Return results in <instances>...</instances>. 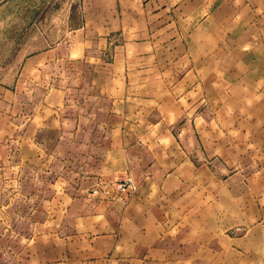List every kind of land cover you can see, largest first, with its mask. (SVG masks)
<instances>
[{
  "label": "crops",
  "instance_id": "0c3cea01",
  "mask_svg": "<svg viewBox=\"0 0 264 264\" xmlns=\"http://www.w3.org/2000/svg\"><path fill=\"white\" fill-rule=\"evenodd\" d=\"M62 65H80L92 91L80 114L68 82L40 100L26 88ZM18 85V131L36 156L19 166L58 215L28 263L201 264L203 232L219 230L203 218L218 214L213 167L236 134L264 144V0H72L62 42L25 55ZM11 99L0 88L4 142ZM242 199L250 214V190Z\"/></svg>",
  "mask_w": 264,
  "mask_h": 264
},
{
  "label": "rangeland",
  "instance_id": "374dc122",
  "mask_svg": "<svg viewBox=\"0 0 264 264\" xmlns=\"http://www.w3.org/2000/svg\"><path fill=\"white\" fill-rule=\"evenodd\" d=\"M70 4L72 0H0V88L12 93L11 130H16L5 142L0 136V264H30L28 260L35 253V236L43 235L45 240L50 233V222L58 217L49 213L51 200L42 192L44 186L34 170L19 166L26 159L34 164L36 156L19 134L20 111L14 95L19 92L18 75L24 56L62 42ZM82 73L80 65L71 68L62 65L53 72L54 77L44 71L41 83L26 88L40 100L52 88L51 84L61 86L68 82L70 112L80 114L82 97L92 92L81 85ZM26 113L31 116L34 107ZM235 130L245 128L235 126ZM221 155L212 171L219 178L218 214L203 217L208 222L211 217L214 222L217 215L219 230L203 232L201 264H264V214L258 212L260 202L261 209L264 208V199L259 196L260 192L264 194V144L252 140L248 146L236 134L233 146ZM244 190L251 192L250 214L243 213ZM242 226L250 230L243 231ZM228 240H232L231 245Z\"/></svg>",
  "mask_w": 264,
  "mask_h": 264
},
{
  "label": "built area",
  "instance_id": "2783aa9c",
  "mask_svg": "<svg viewBox=\"0 0 264 264\" xmlns=\"http://www.w3.org/2000/svg\"><path fill=\"white\" fill-rule=\"evenodd\" d=\"M115 190L123 197L128 198L134 191L135 185L130 181L126 180L115 184ZM96 194V192H92Z\"/></svg>",
  "mask_w": 264,
  "mask_h": 264
}]
</instances>
